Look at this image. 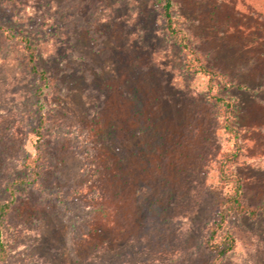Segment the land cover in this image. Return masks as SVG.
<instances>
[{
  "label": "rangeland",
  "instance_id": "1",
  "mask_svg": "<svg viewBox=\"0 0 264 264\" xmlns=\"http://www.w3.org/2000/svg\"><path fill=\"white\" fill-rule=\"evenodd\" d=\"M189 42L222 72L242 150L231 170L256 214L230 217L222 264H264V0H174ZM255 19V18H254ZM264 31V19L261 21ZM25 34L37 48L32 71ZM188 72L157 0H0V264H213L207 244L235 190L234 138ZM44 135L43 175L24 160Z\"/></svg>",
  "mask_w": 264,
  "mask_h": 264
},
{
  "label": "trees",
  "instance_id": "2",
  "mask_svg": "<svg viewBox=\"0 0 264 264\" xmlns=\"http://www.w3.org/2000/svg\"><path fill=\"white\" fill-rule=\"evenodd\" d=\"M157 3L160 8L161 16L164 18L167 34L181 50L184 68L191 74L204 75L207 77L210 98L215 103L216 107H218V111L223 118L222 126L225 131L234 138V144L231 150L224 154L221 159L219 170L222 180L234 181L235 190L223 199L221 207L216 212L214 220L211 223L209 238L207 240L209 248L214 252L213 264H222V259L234 249L236 242L234 234L229 229L230 217L241 213H250L253 216L256 214L255 209H250L243 203L242 178L231 170V167L237 163L242 150L240 128L237 126L232 100L220 95L215 87L218 78L224 79L225 75L211 68L207 64L204 55L191 45L186 31L179 25L177 16L173 11L174 0H157ZM255 14L256 13L252 16L255 23L252 22L251 26H248L245 24L247 18H242L240 23L244 24L243 26L241 25V28L245 30L247 36L255 32H261V40L264 38V31L261 24L264 18ZM8 34H10V36H16L26 44L30 56L29 64L31 65L32 71L39 72L44 76V72H40L37 69V48L31 43L29 36L20 33L15 34L12 28L8 30ZM36 135V153L27 156L24 160L25 168L29 169L30 179H22L21 182L23 183L35 184L43 175L44 161L42 149L44 147V135L41 131V126L36 130ZM11 191L13 195L12 199L0 204V222L5 219L15 201L14 189L11 188ZM5 254L6 246L0 238V256L4 257Z\"/></svg>",
  "mask_w": 264,
  "mask_h": 264
}]
</instances>
